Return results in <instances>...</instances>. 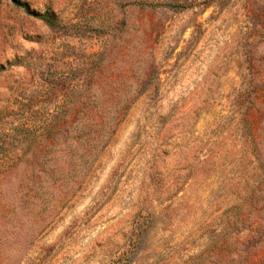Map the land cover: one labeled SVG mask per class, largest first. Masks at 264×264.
Wrapping results in <instances>:
<instances>
[{
	"label": "rangeland",
	"instance_id": "obj_1",
	"mask_svg": "<svg viewBox=\"0 0 264 264\" xmlns=\"http://www.w3.org/2000/svg\"><path fill=\"white\" fill-rule=\"evenodd\" d=\"M0 264H264V0H0Z\"/></svg>",
	"mask_w": 264,
	"mask_h": 264
},
{
	"label": "trees",
	"instance_id": "obj_2",
	"mask_svg": "<svg viewBox=\"0 0 264 264\" xmlns=\"http://www.w3.org/2000/svg\"><path fill=\"white\" fill-rule=\"evenodd\" d=\"M14 3H15V5H17V6L21 7V8H23L24 11H26V12L29 13V8H28L25 4H20V3L17 2V1H14ZM44 17H48V13H47V12L44 14Z\"/></svg>",
	"mask_w": 264,
	"mask_h": 264
}]
</instances>
